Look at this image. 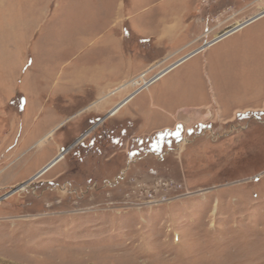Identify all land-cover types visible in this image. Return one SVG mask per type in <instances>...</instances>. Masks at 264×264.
<instances>
[{"label": "rangeland", "instance_id": "obj_1", "mask_svg": "<svg viewBox=\"0 0 264 264\" xmlns=\"http://www.w3.org/2000/svg\"><path fill=\"white\" fill-rule=\"evenodd\" d=\"M179 1L171 49L108 53L131 85L61 100L106 60L98 4L0 0V264H264V16L211 44L262 0Z\"/></svg>", "mask_w": 264, "mask_h": 264}, {"label": "crops", "instance_id": "obj_2", "mask_svg": "<svg viewBox=\"0 0 264 264\" xmlns=\"http://www.w3.org/2000/svg\"><path fill=\"white\" fill-rule=\"evenodd\" d=\"M95 3H97L98 8H100L98 9L99 13L98 16L96 15L95 20H97L98 23H102L103 20H107L109 24L107 28L100 31V33L98 32V36L102 34L105 35L106 33H110V36H115L112 40H110L111 44L109 43L106 46H102V48H105L102 51L105 52L106 55L105 62H94V60L89 61L87 56L85 59H78V62L74 64L73 70L68 72L62 79V91H59L57 94L61 100L84 97L92 98L93 95L99 97L100 92L110 87L109 83L110 85L120 84L127 78L134 76L138 71L137 68L124 75L121 80H113V82L105 80L107 79L106 76L109 74V71H113L115 67L114 61L112 60L113 63L109 62L110 57L107 56L109 52L117 49V46L114 44H119L117 51H120L121 54L124 55L132 51L131 49H125L128 41H130L129 43L135 47V49L133 47L132 52H137L139 50V43L144 40L145 41L143 43H145L147 39H151L153 41L155 51L166 50L161 48V46L165 45L169 46L167 47L169 50L172 48L173 44H175V41L178 40L181 24L184 23V19L187 15L190 14V10L188 9L189 7L186 6V2L183 1L180 3L179 0H90V4ZM126 35H128L129 39L125 38ZM202 47L203 46H201V48ZM198 49L199 48L196 50L198 51ZM134 56L135 60L139 59L136 55ZM67 65L68 62L62 64L60 68L63 69L67 67ZM144 65L145 59L138 63V68ZM127 97V95L123 96L117 103H121ZM133 97L130 98L124 105L130 102ZM206 105L207 104H195L183 105L181 107L185 109ZM55 113L56 114H54L53 111L52 115H56L57 117L59 114L56 111ZM52 121H54V119ZM41 128L42 127H39L36 131H39Z\"/></svg>", "mask_w": 264, "mask_h": 264}, {"label": "bare ground", "instance_id": "obj_3", "mask_svg": "<svg viewBox=\"0 0 264 264\" xmlns=\"http://www.w3.org/2000/svg\"><path fill=\"white\" fill-rule=\"evenodd\" d=\"M263 13H264V0H262V2L259 4V11H258V12H255V13L251 14L250 16H248L247 18H245L244 20L238 22V24L234 25V26L230 29V31H228V32H226V33H224V34H222V35H219L218 37L214 38V39L212 40L211 44L217 42L216 40L219 41L220 39H222V38L228 36L229 33L232 32L233 30H235L236 28H239V27L243 26L244 24H246V23H248V22H252V20H254V18H257L258 16L262 15ZM261 17H262V16H261ZM261 17H260V18H261ZM241 28H242V27H241ZM208 45H209V44H205V45H204L202 48H200L198 51L203 50V49H204L205 47H207ZM198 51L193 52V53H190V54H188V55L182 57L181 59H179V60L176 61L175 63L171 64V65H170L169 67H167L166 69H164V70H162L161 72L155 74V76H152L150 79H148V81L151 82V80L158 79V78H159L160 76H162L164 73H166L167 71H169L170 69H172L173 67H175L176 65H178L179 63H181L182 61H184L185 59L191 57L192 55H194V54L197 53ZM134 81H135V80H134ZM134 81H132V82L129 81L130 83L127 82L128 85H127L126 82H122V83H120L119 85H117V87H116L115 89H113L112 91H120V90H124V89H126L129 85H131ZM143 83H144V82H143ZM143 83H140V84H143ZM150 84H151V83H150ZM144 88H145V87H144ZM134 94H136V93L134 92ZM131 96H133V94L128 95L127 98H125L121 103H119L117 106H115V107L111 110V113L116 112V111H117L122 105H124V104L129 100V98H132ZM124 102H125V103H124ZM58 160H59L58 157L55 158V159H54L52 162H50L47 166H49V165L52 166V165L55 164ZM47 166H45V167L42 169V171L40 172V174H42V173H44V172L46 171V170H44V169H45ZM51 166H50V167H51Z\"/></svg>", "mask_w": 264, "mask_h": 264}, {"label": "water", "instance_id": "obj_4", "mask_svg": "<svg viewBox=\"0 0 264 264\" xmlns=\"http://www.w3.org/2000/svg\"><path fill=\"white\" fill-rule=\"evenodd\" d=\"M263 15H264V13H263L262 15L258 16L257 18H254V20L260 18V17L263 16ZM254 20H252V21H254ZM248 23H250V22H248ZM248 23L244 24L243 26L247 25ZM243 26H241V27H243ZM241 27L236 28L235 30H233V31L230 32L229 34H231V33L235 32V31H237V30L240 29ZM216 41H218V40H216ZM133 95H134V94H133ZM131 97H132V96H131ZM129 99H130V98H129ZM124 103H125V102H124ZM61 152H64V150H61ZM50 166H51V165L47 166L44 170H47Z\"/></svg>", "mask_w": 264, "mask_h": 264}, {"label": "built area", "instance_id": "obj_5", "mask_svg": "<svg viewBox=\"0 0 264 264\" xmlns=\"http://www.w3.org/2000/svg\"><path fill=\"white\" fill-rule=\"evenodd\" d=\"M157 79H154V80H151V82H149L148 80L146 82H144L143 84H140L138 86V89L137 90H140V89H143L144 87H147L150 83H153L154 81H156ZM137 93V92H135Z\"/></svg>", "mask_w": 264, "mask_h": 264}, {"label": "flooded vegetation", "instance_id": "obj_6", "mask_svg": "<svg viewBox=\"0 0 264 264\" xmlns=\"http://www.w3.org/2000/svg\"><path fill=\"white\" fill-rule=\"evenodd\" d=\"M167 140H172V137L170 139H167Z\"/></svg>", "mask_w": 264, "mask_h": 264}]
</instances>
